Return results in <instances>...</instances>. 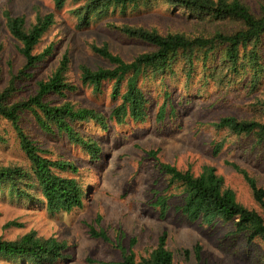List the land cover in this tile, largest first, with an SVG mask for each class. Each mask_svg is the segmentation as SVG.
Instances as JSON below:
<instances>
[{"label":"trees","instance_id":"1","mask_svg":"<svg viewBox=\"0 0 264 264\" xmlns=\"http://www.w3.org/2000/svg\"><path fill=\"white\" fill-rule=\"evenodd\" d=\"M152 0H52L54 11L38 16L29 24L24 17H16L9 11L3 13L0 30L6 27L16 42V49L25 58V66L10 71L11 79L4 83L5 67L2 62L4 46L0 42V119L11 123L17 141L27 156L24 166L0 162V194L17 200L38 202L40 200L50 213L68 212L82 208L87 201L88 188L75 177L63 176L76 166L64 159L53 160L45 156L22 125L23 114L30 112L40 128L46 133L67 137L73 144L85 148L94 159L103 152L102 139L91 132L81 130V125L96 126L103 132L110 130V122L125 126L128 122H145L150 116L153 100L148 82L162 83L163 102L157 101V121L164 122L169 114L178 116L171 86L182 85L187 94L207 96L209 89L223 90L234 87L246 90L245 97L251 101L254 114L246 117L221 116L214 127L227 130L242 137H253L264 148V0H164L172 11L179 8L188 16L184 28L161 30L157 27L134 25L129 22L112 21L115 17L128 18L132 11ZM156 1V0H155ZM68 9L80 24L90 27L106 22L113 31L144 43L146 49L127 59L116 53L109 44H92L95 54L106 60L110 67L93 69L81 65L77 83L71 77L72 60L65 55L60 65L47 78L39 80L36 89L27 92V81H33L30 70L46 61L51 51L36 52L44 35L56 23L58 13ZM199 80V81H197ZM24 82L22 86H19ZM111 84L108 95L115 106L110 114L96 108L83 106L71 100L69 94L80 87L88 88L96 95L105 94V85ZM197 83H200L198 88ZM26 87V88H25ZM32 88H27L30 91ZM207 89L206 92H199ZM20 93H24L20 95ZM213 91H210L212 94ZM56 96V97H52ZM0 141L5 136L0 129ZM226 140L214 141V155L218 156ZM160 150H150L149 156L156 160L168 185L163 191L156 190L152 205L165 218L172 209L191 222L200 221L212 226L219 221L233 223L234 234H246L251 242L264 244V187L246 168L230 160L233 167L245 179L255 206L242 202L237 192L228 186L226 178L211 164L199 170L184 169L165 162ZM30 188L37 189L36 194ZM179 198L174 206L172 200ZM237 220V221H236ZM15 225V223H10ZM94 238L113 243L106 230L90 226ZM69 248L67 241L57 237L41 236L32 230L16 239L0 236V264L2 261L24 260L27 263L57 264ZM122 257L102 264H193L191 250H185L187 263L177 261L168 244V234L159 237V243L146 256L119 245ZM196 259L201 257V247L195 249Z\"/></svg>","mask_w":264,"mask_h":264},{"label":"rangeland","instance_id":"2","mask_svg":"<svg viewBox=\"0 0 264 264\" xmlns=\"http://www.w3.org/2000/svg\"><path fill=\"white\" fill-rule=\"evenodd\" d=\"M256 3L258 0H250ZM24 17L31 24L40 15L54 11L52 0H0V20L4 24L3 13ZM188 16L164 0H152L132 11L128 18L115 17L112 21L129 22L136 25L157 27L161 30L184 28ZM0 42L4 46L2 62L5 67L4 83L11 79L10 71L25 66V58L16 49V42L10 37L6 27L0 30ZM109 44L116 53L127 59L133 58L146 46L128 38L106 26V22L86 27L75 19L73 13L65 9L58 13L56 23L44 35L36 52L49 48L50 56L33 70V81H27V88L36 89L35 84L50 76L67 54L72 60L71 77L77 83L81 65L93 69L110 67V64L91 49L92 44ZM199 81V80H197ZM21 82L19 86H22ZM111 84L105 85V94L96 95L88 88L80 87L69 94L71 100L83 106L96 108L110 114L115 106L108 96ZM182 85H173L174 105L178 116H166L164 122L157 121L156 106L159 98L163 102L162 83L148 82L147 89L153 100L152 110L145 122H128L118 126L110 122V130L100 131L96 126L81 125L80 129L91 132L102 139L103 152L94 159L85 148L73 144L67 137L46 133L37 124L30 112L23 114L22 125L33 141L45 150V156L53 160L64 159L73 163L77 170L64 172L63 176L81 179L89 190L86 204L75 211L50 213L42 200L32 202L17 200L0 194V236L16 239L32 230L41 236L57 237L67 241L69 248L65 257L57 264H102L100 261H114L122 257L119 245H123L138 255L146 256L159 243V237L166 232L168 244L179 262L187 263L185 250H191L193 264H264V244L258 240L251 242L246 234H234L233 223L219 221L212 226L200 221L191 222L181 213L172 209L162 218L153 205L156 190L166 189L168 182L160 172L156 160L148 154L150 150H160L163 161L181 168L199 170L205 164L215 166L238 198L253 207L255 201L244 177L226 161L237 162L255 176L264 187V148L253 137H238L227 130L214 127L221 116L246 117L254 114L247 104L244 89H200L207 96L187 94ZM200 86L197 83L196 88ZM242 90L244 93H242ZM210 91H213L210 94ZM24 93H20L23 95ZM56 97V96H52ZM0 129L5 141H0V162L24 166L27 156L21 149L13 126L0 119ZM226 140L222 152L214 155V141ZM36 194L37 189L30 188ZM180 202L174 198V206ZM237 221V220H236ZM15 225H9L10 223ZM107 231L113 243L90 234V226ZM201 247V258L196 259V247ZM4 264H37L24 260L2 261ZM46 264V263H40Z\"/></svg>","mask_w":264,"mask_h":264}]
</instances>
